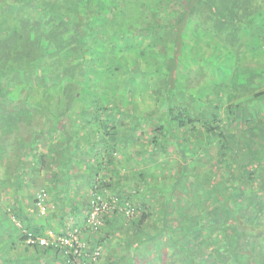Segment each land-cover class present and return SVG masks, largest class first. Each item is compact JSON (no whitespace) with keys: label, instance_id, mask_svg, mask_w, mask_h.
Masks as SVG:
<instances>
[{"label":"trees","instance_id":"trees-1","mask_svg":"<svg viewBox=\"0 0 264 264\" xmlns=\"http://www.w3.org/2000/svg\"><path fill=\"white\" fill-rule=\"evenodd\" d=\"M263 16L264 0H0V193L15 195L9 208L0 198V262L99 264L91 256L106 245L109 264H264V69L218 68L222 86L244 82L229 98L190 93L183 80L190 40L243 52ZM23 74L46 78L53 94L66 83L60 107L24 98ZM144 91L156 105H140ZM146 127L148 161L164 178L155 165L131 187L119 155ZM43 140L55 144L40 154ZM99 194L119 206L94 235L86 223ZM55 214L68 219L60 232L50 230ZM75 229L81 256L39 244Z\"/></svg>","mask_w":264,"mask_h":264},{"label":"rangeland","instance_id":"rangeland-1","mask_svg":"<svg viewBox=\"0 0 264 264\" xmlns=\"http://www.w3.org/2000/svg\"><path fill=\"white\" fill-rule=\"evenodd\" d=\"M263 21H264V16H263ZM252 36H253V40L251 39L252 41H250L247 44L245 43L242 44L243 46L241 47V49L243 52H241V50L239 49H235L234 51L232 50L233 55L231 54V51L226 50V48L219 46L218 49L216 47V44L207 46V44L205 43H200V46L198 45L197 47L193 48L192 46H194L195 44L193 43L192 40H190L188 55L190 58H193V60L187 57V59H184L185 64L183 66L184 68L183 80L187 90L190 93H193V90H196V92H202L203 89L205 88L208 92L212 91L214 94L217 93H221L222 95L224 94L225 98H229L230 94H232L234 97L242 96L244 94L243 88L233 86V82L234 81L240 82L241 81L240 79H235V80L233 79V82L231 83L232 79H230L229 77L226 83H223V86L221 83L219 84V81L221 80V74L219 69L222 68L221 71L226 69L225 71L233 72L234 70L238 69L236 68L237 66H241L242 64H243L242 66L246 65L251 70L260 69V68L264 69V47L261 46L264 44V28L261 32L260 37L254 34ZM239 39H240L239 41H233V43L240 44L242 41L241 36H239ZM215 43H217V41ZM242 56H244L245 58L243 60H240L242 59ZM202 57L204 58V60L206 59L208 61H204V62L200 61ZM237 60H239L240 62H237ZM45 62H48V59H45ZM206 62L209 64H206ZM222 81H223V77H222ZM262 81H263L262 85L264 86V79ZM17 82L21 86V89L23 88L24 98L28 97L32 102L40 101L43 98L42 102L46 100L52 101L54 110H57L60 107L58 103L61 100L60 96L63 95L62 88L64 87V85H66V83L60 82L59 88L57 89V93L53 94L54 92L50 89L54 87L48 84V80L46 78L44 80V78H41L39 75L37 76V74L20 75L19 79H17ZM39 83L43 87H41L39 91L38 90L34 91V89L39 85ZM256 83L259 85L262 82L260 83L258 79ZM216 84L217 86H214ZM212 86H214V88ZM40 90L45 92L46 95H39ZM47 94H50L51 97L48 98ZM139 94H140L138 95L139 99L145 96L144 98L145 101H141L140 104L144 108L149 104L156 105V100L154 99V97L152 99L150 95L147 96L148 91L140 92ZM81 105H82L81 103L78 104L79 108L81 107ZM28 134H29L28 132L24 131L25 136H28ZM151 137L152 135L150 134L149 127H146L144 131L139 129L138 133L135 136L136 140L133 139L135 140L134 144L132 142L133 145L127 148L129 153L127 154L124 153L119 155V162L117 164V167L120 170V172H122L121 175L123 178V184L133 187L137 185L136 180L132 179V176H135L134 173L137 174L139 171L144 170L146 168H150L152 171L154 170V167L157 162L154 163L153 161L150 162L148 161L150 158V157L148 158V156L149 154H151L150 152L151 146H149V141ZM43 141L47 142V143L44 142L46 146L41 147L40 142L39 145L37 146V152H39L40 154L42 152L48 153L49 151L48 145H50L51 142H54L48 140H43ZM143 149H145L146 151L145 156H143V154L142 156H137L136 154H138V152H141ZM129 154L132 156L130 157ZM88 155L90 154L88 153ZM84 157L86 159L88 158L87 156ZM153 158L155 160V157ZM160 159H162V161L159 163L162 164L163 158L160 157ZM156 169L157 171L154 172L156 178L157 177L159 179L164 178L161 174L162 172L160 173L159 171L160 169L157 165H156ZM164 174H166V171H164ZM7 191L2 190L0 193V198L6 200L5 203L2 201L3 208H9V206H12L14 203V199H12V197L15 196L14 190L11 189ZM7 199H9L10 201H8ZM26 199L27 198L23 200V202L26 203L24 204V206H28L29 204H31L27 202ZM157 211L158 208H156V212ZM139 216L140 215H138V217ZM109 251H112L111 248H108L107 250V246L105 245L104 254L100 259L99 264H109V262L111 261V255ZM21 253L22 251L18 250L16 251V253L12 255V257L17 258ZM117 256H119V254ZM113 260L116 261L115 258ZM0 264H2V262H0Z\"/></svg>","mask_w":264,"mask_h":264},{"label":"built area","instance_id":"built-area-1","mask_svg":"<svg viewBox=\"0 0 264 264\" xmlns=\"http://www.w3.org/2000/svg\"><path fill=\"white\" fill-rule=\"evenodd\" d=\"M98 192H95V194ZM47 197V194L42 191L39 193V204L38 206L41 208L44 213L46 208L44 207V200ZM103 197L101 194L97 196L92 202L91 211L87 220V228L89 229V233L91 234H99V232L104 227V216L109 213L111 214L113 211H116L118 208V199L114 201L107 202L103 201ZM98 200V201H97ZM103 201L104 203H101ZM125 215L128 218L133 216L132 207L130 206L125 210ZM20 225V224H19ZM83 234L80 233L79 230H74L68 237L57 236L54 232H49V236L47 238H43L40 240L39 244L42 246H50L54 245L56 247H60L67 250V247L74 248L73 252L77 256H81L83 252H85V248L87 247L86 243L83 241ZM36 243L34 240H29L28 243ZM67 254V251L65 252ZM104 254L103 246H96L94 253L91 256L92 263L99 262Z\"/></svg>","mask_w":264,"mask_h":264},{"label":"crops","instance_id":"crops-1","mask_svg":"<svg viewBox=\"0 0 264 264\" xmlns=\"http://www.w3.org/2000/svg\"><path fill=\"white\" fill-rule=\"evenodd\" d=\"M41 175L42 176H45L46 175V173H41ZM73 176H75V173L74 174H72ZM49 176V175H48ZM71 184V183H70ZM73 188H75V187H73ZM30 189V191H32L33 190V188H29ZM56 190H55V192H54V194H57V188H55ZM23 198V197H22ZM26 204V203H25ZM29 206V205H28ZM53 209H54V211H53V214H54V212H55V208H54V205H53ZM54 220H53V222H52V228H50V230H53V231H55V232H60V231H62L63 230V228H62V224L64 223V220L65 219H63V217L60 215V214H55L54 215ZM68 219H66L65 221H67ZM33 221H35V222H38V223H42V222H45V221H38V219H33ZM48 226H49V224H48ZM55 227V228H54ZM48 257H51V255H48ZM51 259H54V256L51 258ZM51 262H52V260H51ZM54 263V262H53Z\"/></svg>","mask_w":264,"mask_h":264}]
</instances>
